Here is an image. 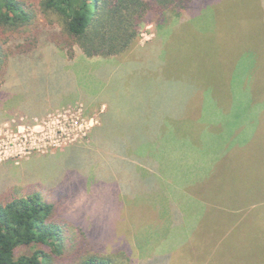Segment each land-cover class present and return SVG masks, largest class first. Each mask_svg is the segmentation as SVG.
I'll list each match as a JSON object with an SVG mask.
<instances>
[{"label": "rangeland", "instance_id": "1", "mask_svg": "<svg viewBox=\"0 0 264 264\" xmlns=\"http://www.w3.org/2000/svg\"><path fill=\"white\" fill-rule=\"evenodd\" d=\"M0 84V200L40 194L83 255L182 264L193 248L160 235L172 210L186 218L180 203L227 202L233 187L252 188L264 213V0H195L169 26H140L120 57L44 40L32 56L11 58ZM124 158L140 161L137 173ZM157 186L164 194L146 191ZM36 251L50 249L18 255Z\"/></svg>", "mask_w": 264, "mask_h": 264}, {"label": "trees", "instance_id": "2", "mask_svg": "<svg viewBox=\"0 0 264 264\" xmlns=\"http://www.w3.org/2000/svg\"><path fill=\"white\" fill-rule=\"evenodd\" d=\"M194 1L0 0V83L11 58L32 56L44 40L72 54L78 47L89 58L120 57L137 44L140 26H169ZM39 13L52 28L43 31ZM55 216L56 206L38 193L0 200V264H54L59 259L72 264H118L111 257L83 255L84 245L75 238L68 241L64 228L53 222ZM34 245L50 252L18 255L21 248Z\"/></svg>", "mask_w": 264, "mask_h": 264}, {"label": "crops", "instance_id": "3", "mask_svg": "<svg viewBox=\"0 0 264 264\" xmlns=\"http://www.w3.org/2000/svg\"><path fill=\"white\" fill-rule=\"evenodd\" d=\"M167 98L169 109L170 105H175L176 101L175 96L167 95ZM178 116L179 114H173L171 118L176 120ZM171 142L176 147L180 145L175 140ZM138 145L140 146L135 143L132 148L136 156L142 154ZM176 153L179 158L186 156L190 166L199 170L196 156L185 155L183 147L178 148ZM124 160L130 167L126 166V172H138L139 163L137 162L140 161L126 158ZM222 160L224 159L220 161ZM162 162L163 169H166L167 158H163ZM221 166L220 162H216L212 171H217ZM149 167L157 166L151 162ZM224 171L227 172L226 167ZM160 174L165 182H168L170 173ZM151 188H153L151 190L153 195L164 194L159 186L148 187L146 191ZM167 192L170 193V191ZM227 193V202L214 201V197H206L208 200L180 203V209L186 218H182L179 213L172 210L173 214L167 218L168 224L164 225L165 229L162 228L160 235L164 240L172 238L183 240L193 248L191 253L185 255L182 264H264V213L255 212L259 209V204L253 189L238 186L228 189ZM157 223L161 225V220L156 221L155 224Z\"/></svg>", "mask_w": 264, "mask_h": 264}]
</instances>
